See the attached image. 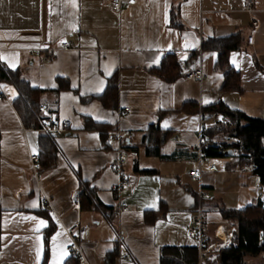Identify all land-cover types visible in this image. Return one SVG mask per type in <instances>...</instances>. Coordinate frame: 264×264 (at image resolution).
I'll use <instances>...</instances> for the list:
<instances>
[{
  "label": "crops",
  "instance_id": "crops-1",
  "mask_svg": "<svg viewBox=\"0 0 264 264\" xmlns=\"http://www.w3.org/2000/svg\"><path fill=\"white\" fill-rule=\"evenodd\" d=\"M251 1L247 10L246 0H135L114 13L108 0H0V63L42 91L46 122L71 123L55 139L53 167L35 179L29 154L38 153L41 133L24 126L15 88L0 83V264H78L66 233L75 224L85 228L80 246L88 264H160L163 247H195L188 231L197 207L215 239L236 227L222 209L264 203V185L251 169L234 165L235 157L225 171L218 158L198 165L202 130L214 119L202 115L203 107L223 103L250 118L264 116V0ZM230 36L240 41L228 56L239 92L222 90L217 53L202 50L204 40ZM62 43L72 48L59 49ZM44 49L57 51L46 60ZM167 54L181 70L171 83L154 74ZM193 69L202 78L184 79ZM112 75L118 98L110 108L99 97ZM186 103L197 111H181ZM115 133L127 134L124 143L112 139ZM118 150L130 178L121 194L126 213L118 210L112 194L118 179L108 168ZM210 164L218 171H207ZM199 168L200 178L192 179ZM86 187L93 199L82 208ZM201 190L209 197L200 202ZM246 264H264V253Z\"/></svg>",
  "mask_w": 264,
  "mask_h": 264
},
{
  "label": "trees",
  "instance_id": "trees-1",
  "mask_svg": "<svg viewBox=\"0 0 264 264\" xmlns=\"http://www.w3.org/2000/svg\"><path fill=\"white\" fill-rule=\"evenodd\" d=\"M239 46L240 41L237 36L210 38L202 43V50H213L217 53L215 67L224 77L222 90L226 92L240 91L239 75L230 66L228 57L230 52L237 50ZM154 74L166 83L174 82L181 76L180 64L173 54H167L162 59L160 67L154 70ZM0 83L9 84L15 88L18 98L14 102V107L27 129H39L48 123L40 109L42 91L31 87L18 70H8L0 63ZM107 83L105 92L99 100L106 107L113 108L116 107L118 98L117 76L112 75ZM181 111L195 112L196 104L186 103L181 107ZM201 113L208 115L211 119L213 114L218 117L212 119L211 126L202 130L203 137L231 151V155L227 156L216 149L202 150L205 157H235L234 165L241 168L252 166L253 174L264 185V116L250 118L240 111L228 108L223 103L203 107ZM150 143H153L152 139ZM37 146L41 171L52 168L57 153L55 139L49 135L40 134ZM79 199L82 208L87 203H91L93 199L91 190L87 187L82 188ZM221 215L225 221L236 224V234L234 245L222 249L215 264H246L248 258H256L264 253V203L261 200L243 210L222 209ZM51 230L50 221L45 239ZM160 264H198L197 249L196 247H163L160 249Z\"/></svg>",
  "mask_w": 264,
  "mask_h": 264
},
{
  "label": "built area",
  "instance_id": "built-area-1",
  "mask_svg": "<svg viewBox=\"0 0 264 264\" xmlns=\"http://www.w3.org/2000/svg\"><path fill=\"white\" fill-rule=\"evenodd\" d=\"M134 3L135 0H108V5L114 13H119L123 7L132 5ZM245 5L246 9L250 10L252 1L246 0ZM252 41V37L247 39L248 44H252ZM71 48L72 45L70 43H62L59 49L69 50ZM44 51L47 53L46 60H51L57 50L44 49ZM34 54L37 55L38 52H34ZM202 76L203 74L200 69H193L186 72L183 78L200 80ZM3 96V92L0 88V100L3 99ZM123 113L126 114L127 110H124ZM212 117L216 118L217 116L216 114H213ZM70 127V121L66 120L57 123H46L39 129H35L34 131L49 135L56 139L67 134ZM126 136V133H115L112 135V139L118 143H124V139ZM105 142L106 144H108L110 142V138H106ZM198 147L200 149V155L198 159V165L200 168L206 166V157L202 150L216 149L220 153H226L229 151L228 149H223L220 144L212 142L209 139L202 140ZM189 148L193 147L189 146ZM29 160L31 164L32 174L34 178L37 179L41 173L38 153L31 152L29 154ZM126 160L127 157L125 153L122 152V150H118V152H116L114 158L108 165L109 170L114 173L118 179L117 184L112 189V194L114 200L118 205V210L120 213H126L129 210L128 204L123 200L121 196L122 192L128 189L130 185V178L125 169ZM200 168L198 170L190 172L189 176L192 179H199L201 175ZM245 168L252 169V166H245ZM206 170L209 172H216L218 171V166L216 164H210L206 167ZM208 197L209 195L206 191L201 190L198 193V200L200 202ZM41 202L45 207L51 208V203L46 196L42 197ZM74 207L77 209L79 208V202L77 200L74 201ZM208 228L209 223L204 217L202 208L199 206L193 211L190 221V228L188 231L190 238L195 241V247L198 253V264H215L219 252L222 249L230 248L232 245H234L233 241L236 234V229L234 227L222 230V234L215 235V239L209 237ZM66 233L68 234L70 241V255L77 261L78 264H88L80 246V240L85 233V228L79 227V225L75 224L66 228Z\"/></svg>",
  "mask_w": 264,
  "mask_h": 264
},
{
  "label": "rangeland",
  "instance_id": "rangeland-1",
  "mask_svg": "<svg viewBox=\"0 0 264 264\" xmlns=\"http://www.w3.org/2000/svg\"><path fill=\"white\" fill-rule=\"evenodd\" d=\"M232 160V157H221V158H218L216 159V162L220 163L221 164V167L222 169L224 170V165L228 162H230ZM225 171V170H224ZM234 225L236 226V224L234 223ZM232 226H229L228 228H230ZM234 227V226H233ZM236 228V227H234Z\"/></svg>",
  "mask_w": 264,
  "mask_h": 264
},
{
  "label": "snow or ice",
  "instance_id": "snow-or-ice-1",
  "mask_svg": "<svg viewBox=\"0 0 264 264\" xmlns=\"http://www.w3.org/2000/svg\"><path fill=\"white\" fill-rule=\"evenodd\" d=\"M0 87H3V86H0ZM101 87H102V85H101ZM9 91H11V90H9ZM208 102L209 101L205 100V103H208ZM39 225L42 226V227L46 226V222L44 220H40L39 221ZM39 230H40L39 228L36 229V231H39ZM53 239H55V237ZM54 264H55V262H54Z\"/></svg>",
  "mask_w": 264,
  "mask_h": 264
},
{
  "label": "water",
  "instance_id": "water-1",
  "mask_svg": "<svg viewBox=\"0 0 264 264\" xmlns=\"http://www.w3.org/2000/svg\"><path fill=\"white\" fill-rule=\"evenodd\" d=\"M225 155L230 156L231 155V151L229 150L228 152L225 153Z\"/></svg>",
  "mask_w": 264,
  "mask_h": 264
}]
</instances>
